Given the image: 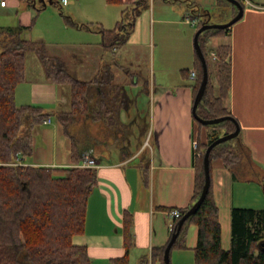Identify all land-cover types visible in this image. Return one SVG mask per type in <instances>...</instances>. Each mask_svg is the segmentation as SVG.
Here are the masks:
<instances>
[{
  "label": "crops",
  "instance_id": "1",
  "mask_svg": "<svg viewBox=\"0 0 264 264\" xmlns=\"http://www.w3.org/2000/svg\"><path fill=\"white\" fill-rule=\"evenodd\" d=\"M243 1L246 2L243 18L230 28L227 35L212 37L206 43L207 48L213 43L211 57L221 46L232 49V87L225 106L241 127L237 143L248 148L234 172L220 160L212 163L213 194L219 208L222 247L225 250L231 247L233 208L264 210V1ZM123 2L122 5H111L106 0H92L85 7L91 11L84 19L86 23L99 24L112 30L121 20L129 22L138 13L134 30L122 48L105 51L97 33L77 28L97 39L95 43L88 42L87 46L100 56L96 68L85 77V82L94 83L91 100L92 103L93 100L97 101V107L93 104L94 109L85 114V120H82V123L85 121V145L81 148L83 154L95 151L94 157L99 167L98 184L88 202L85 233L75 236L73 244L87 248L91 264H116V260L126 255L124 218L130 214L133 217L135 245L129 256V264H160L153 262L152 250L169 243L171 226L175 221L171 218V212L177 209L185 211L194 193V142L198 137L192 114L195 62L191 69H182V78L176 84L172 83L175 86L167 78L155 79L154 87L151 86V122L153 120L156 134L151 146H146V140H137L135 130L139 115L130 108L128 102L131 99L125 88L119 85L122 87L120 92L115 88L118 86L115 82L117 70H125L127 77L137 80L133 58L145 46H152L153 39L150 41L149 37L157 23H179V18L168 17L171 10L183 16L186 25L190 24L189 20H196L194 28L197 29L200 21H213L208 16L196 17L189 6L190 2L201 9L213 10L221 6L224 0ZM1 6L6 8L8 3ZM226 11L231 14L233 10L226 6ZM19 28L24 29L23 26ZM145 31H148V41L144 39ZM137 34L141 36L140 39ZM26 80L27 67L26 79L16 89V103L19 86L25 84ZM47 82L26 90L27 102L21 106L34 105L44 109L46 102L61 101V86ZM123 83L127 85V80ZM99 101L104 103V107ZM115 104L125 109L116 111L113 109ZM46 114L51 119L50 124L39 126L42 129L29 128L33 155L25 164L53 168L78 166L80 163L73 165L72 162L71 138L61 124L53 125L51 114ZM102 125L117 126L120 131L126 129L124 142L120 141L119 131L115 132L114 142L107 144L97 139L93 132L96 126ZM145 172L148 181L144 180ZM186 232V247L171 252V264H195L194 250L198 245L199 230L196 225L188 224ZM145 258L148 259L147 263L144 262Z\"/></svg>",
  "mask_w": 264,
  "mask_h": 264
},
{
  "label": "trees",
  "instance_id": "2",
  "mask_svg": "<svg viewBox=\"0 0 264 264\" xmlns=\"http://www.w3.org/2000/svg\"><path fill=\"white\" fill-rule=\"evenodd\" d=\"M106 1L111 5L124 3L123 0ZM237 1L244 7L243 0ZM227 3L233 10L232 20L239 13V9ZM189 6L196 17L213 16L210 10L201 9L194 2H190ZM136 17L138 13L129 22L121 20L112 30H107L99 24H79L70 18L66 19L77 28H86L100 34L104 50L114 51L128 42L135 27ZM209 22L212 23L211 20ZM202 25L203 21H200L197 31ZM230 28L207 30L199 37L209 74L208 85L197 110L204 120L232 117L238 122L225 106V100L232 87V49L221 46L215 51L216 59L212 56L216 63L214 71L206 50V43L210 38L223 37L229 33ZM22 32V28L7 29L3 33L6 41H0V162L7 164L0 166V264H91L87 248L74 245L73 238L85 233L89 198L98 184L97 169L13 164L25 163L33 155L32 136L20 135L25 120H29L30 128L35 129L43 125L49 117L40 106H18L16 103L17 86L26 79L27 54H37L50 83L70 87V111L59 115V121L68 136V128L74 118L85 116L94 109L91 100L94 83L76 79L61 60L52 61L46 56L42 43L23 39ZM195 70L196 78L192 85L194 102L203 80L202 62L197 53ZM115 88L119 92L122 91L119 85ZM99 102L102 103L101 107H104V103ZM113 109L117 111L119 106L115 104ZM193 121L198 134L194 193L189 207L174 221L171 238L177 232L181 218L202 194L205 184L206 150L214 141L236 130V124L231 120L212 126L203 125L194 116ZM209 128H222L224 133H205L204 129ZM238 139L223 142L212 149L209 192L197 212L185 222L172 247L171 252L186 247V227L188 224L196 225L199 236L198 245L194 250L195 264H264V210L233 208L231 247L229 250L222 247L219 208L213 194L212 163L220 160L226 168L234 172V167L241 160L240 151L241 154L248 152V148L241 144L235 147L236 144L233 143H237ZM72 145V162L76 165L83 161L84 154L81 147L75 143ZM144 174V180L148 181V175L146 172ZM124 238L126 255L116 260V264H129V256L135 245L133 217L130 214H126L124 218ZM167 245L152 250L153 262L165 264ZM147 261L145 258L144 262Z\"/></svg>",
  "mask_w": 264,
  "mask_h": 264
},
{
  "label": "rangeland",
  "instance_id": "3",
  "mask_svg": "<svg viewBox=\"0 0 264 264\" xmlns=\"http://www.w3.org/2000/svg\"><path fill=\"white\" fill-rule=\"evenodd\" d=\"M0 0V41H6L4 31L7 29H17L24 27L21 37L25 40L42 43L45 47L46 56L53 60H61L66 69L76 79L85 81L88 72H92L100 60L97 53H93L87 46L88 42L97 41L91 35H86L85 31H79L66 18L79 23L85 22V15L88 10L86 5L92 0H67L62 4L61 0H4L8 3L6 8L1 6ZM264 1V0H260ZM244 3H246L244 1ZM226 6H230L227 2H223L221 6L216 7L212 12V21L216 24L227 23L231 20L232 14L227 13ZM245 6V4H244ZM258 7V6H256ZM260 7V6H259ZM157 9V8H156ZM86 10V11H85ZM172 11V12H171ZM171 18H179L177 24H156L154 33L148 36L145 31V41L152 40V46H145L142 52L138 53L133 62L135 65L134 72L137 80H132L126 76L125 70H117V85H121L127 91L131 101L128 102L130 108L139 115V124L137 125L136 137L138 142L146 140V146L153 145L156 134L153 131L152 115V95L151 86L154 87L155 79L167 78L170 83H177L182 78V69H191L194 66L196 51L194 49V35L197 29L183 23V16L171 10ZM143 34V33H142ZM100 41L102 37L97 34ZM137 36H139L137 34ZM141 36H139L140 39ZM137 39V38H136ZM0 42V43H1ZM215 44V42H214ZM213 43L206 47L209 54V63L211 68L215 70V61L210 56V49ZM191 49V51H189ZM0 48V52H1ZM193 60V62H192ZM214 75V79H215ZM127 80V85H123ZM152 83V85H151ZM48 84L45 76V69L39 61L35 52L27 54V80L25 84L19 86L17 105L21 106L27 101L26 90H31L37 85ZM172 86H175L172 84ZM61 97L63 99L57 102H46L44 110L51 114L54 120V126H60L59 115L70 111V87H59ZM157 90V87H155ZM94 107H97V101L93 100ZM119 109H125L119 106ZM116 113V112H114ZM117 114V113H116ZM75 120L69 126V136L71 141L79 147L85 145V116H76ZM30 121L25 120V124L21 130V136L29 133ZM62 125V124H61ZM63 126V125H62ZM96 126L93 134L103 141L114 142L116 138L115 132L119 131L121 135L120 141L124 142L126 129L118 130L119 127ZM42 129V127H38ZM37 129V128H35ZM38 129V130H40ZM207 134H222L224 129H204ZM132 138L134 139L133 135ZM131 140L133 141V139ZM136 140V139H135ZM238 146V143H233ZM141 144H138L140 146ZM113 147V144H111ZM240 150V149H239ZM95 153V151H93ZM240 157L242 154L240 151ZM238 165L234 169L238 168Z\"/></svg>",
  "mask_w": 264,
  "mask_h": 264
},
{
  "label": "water",
  "instance_id": "4",
  "mask_svg": "<svg viewBox=\"0 0 264 264\" xmlns=\"http://www.w3.org/2000/svg\"><path fill=\"white\" fill-rule=\"evenodd\" d=\"M226 1L229 2L230 4L236 6L239 9V13L229 22L222 23V24L210 23L209 22L210 19L203 20V25L196 32V35L194 38L195 51H196L198 57L200 58V60L202 62L203 80H202L199 92L196 96V99H195V102L193 105L192 114L196 120H198L200 123H202L203 125H206V126L218 125V124H220L226 120H231L236 124V130L233 133H230L228 135H224V136L220 137L219 139L214 141L206 150V154L204 157L205 184H204V187L202 190V194H201L199 200L194 204V206L190 210H188L187 213L179 221L177 232L172 236V238L169 241V243L166 247V250H165V255H164L165 264H171V258H170L171 250H172V247H173V245H174V243H175V241L179 235L180 230L182 229L185 222L192 215H194L197 212L198 208L202 205V203L204 202V200H205V198L209 192L210 185H211L210 153H211L212 149L215 148L217 145L223 143V142H228V141H231L233 139L239 138L240 134H241V127H240L239 123L236 122L235 119L232 117H223V118H217V119H211V120H204L197 113L198 106L203 99V96L205 94V91H206V88L208 85V79H209L208 65H207V61L205 59V56H204L202 49L200 47V44H199V37L203 32H205L207 30H212V29L223 30V29L230 28L234 24H236L238 21H240L244 15V7L240 4V2H238L237 0H226ZM201 17H204V16H201Z\"/></svg>",
  "mask_w": 264,
  "mask_h": 264
},
{
  "label": "built area",
  "instance_id": "5",
  "mask_svg": "<svg viewBox=\"0 0 264 264\" xmlns=\"http://www.w3.org/2000/svg\"><path fill=\"white\" fill-rule=\"evenodd\" d=\"M61 1H62V4L67 2V0H61ZM5 4H6L5 1L1 2V5L5 6ZM188 22L192 25V27H195L197 25L196 20H189ZM213 59H216V56L214 54H213ZM192 75H193V77H195V75H196L195 72H193ZM50 123H51V119H47L44 121L45 125H48ZM194 149L195 150L197 149V142H194ZM93 151L94 150H90L89 152H86L84 154L83 161L78 165V167L95 168V169H97L99 167L98 163L95 160ZM2 165H7V164L0 162V166H2ZM13 165H26V164L18 162V163L13 164ZM182 214H183V211L178 210V209L174 210L171 212V218L174 220H177L182 216ZM173 228H174V224H173V226H171V232H172Z\"/></svg>",
  "mask_w": 264,
  "mask_h": 264
}]
</instances>
